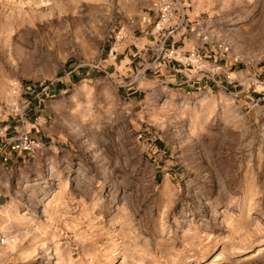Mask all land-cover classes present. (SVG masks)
Instances as JSON below:
<instances>
[{"label": "rangeland", "instance_id": "1", "mask_svg": "<svg viewBox=\"0 0 264 264\" xmlns=\"http://www.w3.org/2000/svg\"><path fill=\"white\" fill-rule=\"evenodd\" d=\"M180 1L233 84L132 102L93 70L159 0H0V120L39 95L52 138L0 206V264H264V0Z\"/></svg>", "mask_w": 264, "mask_h": 264}, {"label": "crops", "instance_id": "2", "mask_svg": "<svg viewBox=\"0 0 264 264\" xmlns=\"http://www.w3.org/2000/svg\"><path fill=\"white\" fill-rule=\"evenodd\" d=\"M149 15L152 17L151 23L144 22L143 17ZM175 16L174 25L160 33L153 31L155 15L152 12L142 13L136 20H121L116 26L112 41L105 46L103 61L93 71L110 77H129L130 82L122 85V91H127L132 102L140 94L142 83L158 81L159 77L167 85L187 89H230L234 72L221 50L208 43L203 32L188 28V24L183 22L187 16L185 11L177 12ZM171 49H175L176 54L162 60L164 66L155 69L162 51ZM192 52L204 57L206 73L198 70L190 61ZM150 60L151 63H145ZM75 76L76 72L71 78L75 79ZM84 76L88 77L85 72ZM25 102L22 111L17 114L18 118L0 120V206L3 205L2 202L13 198L12 193L18 180L16 172L27 167L33 153L14 151L12 141L25 129L41 142V146L52 142V138L44 131V126H41L42 121H39L44 114L39 95L27 96Z\"/></svg>", "mask_w": 264, "mask_h": 264}, {"label": "built area", "instance_id": "3", "mask_svg": "<svg viewBox=\"0 0 264 264\" xmlns=\"http://www.w3.org/2000/svg\"><path fill=\"white\" fill-rule=\"evenodd\" d=\"M177 1L179 2V0H159V2L156 4V7L151 10V12L155 15V20L153 22V31L155 33H160L166 30L168 27L174 25L173 23L176 18L175 14L178 6L181 8V12L185 11L183 10L182 4H176ZM143 21L146 23H151V15L144 16ZM217 48L221 50L223 54L227 53L228 51V49L223 47L222 45H218ZM175 54V49H171L169 51L163 50L161 53V59L158 60V62L154 66L155 69L163 67L164 63L162 62V60L170 58ZM189 58L198 70L204 73L207 72L206 63L202 55L197 52H192ZM11 147L18 153L25 151L34 152L41 147V142L34 138L30 131L23 129L19 133V135L12 141Z\"/></svg>", "mask_w": 264, "mask_h": 264}]
</instances>
